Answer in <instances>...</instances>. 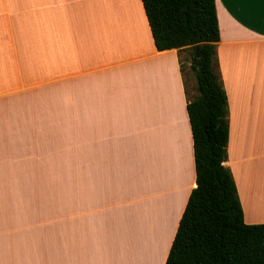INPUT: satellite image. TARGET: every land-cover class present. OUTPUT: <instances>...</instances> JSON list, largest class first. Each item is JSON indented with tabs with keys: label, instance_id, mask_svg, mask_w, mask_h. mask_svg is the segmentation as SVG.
<instances>
[{
	"label": "crops",
	"instance_id": "1",
	"mask_svg": "<svg viewBox=\"0 0 264 264\" xmlns=\"http://www.w3.org/2000/svg\"><path fill=\"white\" fill-rule=\"evenodd\" d=\"M215 6L224 164L264 223V0ZM186 104L141 0H0V196H59L32 235L3 219L41 207L0 203V264H164L195 186ZM52 174L59 193L25 186Z\"/></svg>",
	"mask_w": 264,
	"mask_h": 264
},
{
	"label": "trees",
	"instance_id": "2",
	"mask_svg": "<svg viewBox=\"0 0 264 264\" xmlns=\"http://www.w3.org/2000/svg\"><path fill=\"white\" fill-rule=\"evenodd\" d=\"M157 50L178 51L192 135L195 186L164 264H264V223L244 221L227 160V95L216 45L215 0H141ZM194 76L189 95L182 53Z\"/></svg>",
	"mask_w": 264,
	"mask_h": 264
},
{
	"label": "rangeland",
	"instance_id": "3",
	"mask_svg": "<svg viewBox=\"0 0 264 264\" xmlns=\"http://www.w3.org/2000/svg\"><path fill=\"white\" fill-rule=\"evenodd\" d=\"M182 60H183V65H184V78L186 79V85H187V90L189 95L194 94V86H195V79L194 76L189 72L188 70V63H187V53L183 52L182 53ZM54 168L57 167L58 165H52ZM52 167V168H53ZM52 171H59V169H53ZM34 184V187L39 190L41 193H45L44 191L46 189H49V191H57L59 193V188L61 186V180L59 178V174H52V177L49 179H44V180H34V181H28L27 185L29 186ZM32 187V186H31ZM49 193V192H48ZM25 197V199H23ZM0 196V203L3 204H11V203H18L19 205H16V208H20V203L22 204H28L30 207H41V210L38 212L32 211L30 208H26L24 213H21L20 219L16 220L17 215H15V218L13 220H9V217L6 215L4 217V222L7 224H13L16 227L11 229L13 234H16L19 230H29L32 229L31 226H34L32 230L23 232V233H32L34 234H40L38 232V229H35L37 226H43V209L45 208L46 205H48V202H53V199L59 198V196H48V195H36V196ZM52 198V200H50ZM1 208V207H0ZM1 214V213H0ZM36 220V221H35ZM15 221V222H14ZM43 232V229H40ZM10 230L3 228L1 229L0 233H5L4 235H13L12 233L9 232ZM21 233L20 235H24ZM1 235V234H0Z\"/></svg>",
	"mask_w": 264,
	"mask_h": 264
}]
</instances>
